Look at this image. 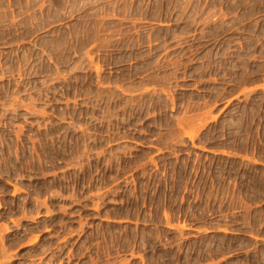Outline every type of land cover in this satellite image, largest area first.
I'll return each instance as SVG.
<instances>
[{"label": "rangeland", "instance_id": "obj_1", "mask_svg": "<svg viewBox=\"0 0 264 264\" xmlns=\"http://www.w3.org/2000/svg\"><path fill=\"white\" fill-rule=\"evenodd\" d=\"M0 264H264V0H0Z\"/></svg>", "mask_w": 264, "mask_h": 264}]
</instances>
